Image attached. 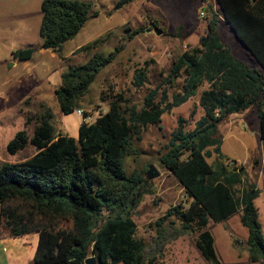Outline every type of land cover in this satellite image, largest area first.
I'll return each instance as SVG.
<instances>
[{
  "label": "trees",
  "instance_id": "16d2710c",
  "mask_svg": "<svg viewBox=\"0 0 264 264\" xmlns=\"http://www.w3.org/2000/svg\"><path fill=\"white\" fill-rule=\"evenodd\" d=\"M132 1L118 0L115 10ZM217 4L219 11L208 3L204 8L206 32L199 44L172 62L167 78L150 90L141 108L123 94L103 97L109 101L107 113L91 124L82 122L75 139L58 130L54 111L41 103L32 136L24 129L8 143L11 154L28 146L37 151L23 161L0 162V232L11 237L37 233L33 264H85L92 257L95 264H154L133 220L152 183L139 172L129 173L125 161L141 154L137 142L145 127L161 123L165 112L188 102L204 85L199 105L205 114L191 131L179 118L160 159L189 202L171 207L156 222L155 242L194 234L203 259L219 264L208 226L240 211L241 224L248 230L249 264H264V232L255 203L260 190L245 186V168L232 165L223 155L219 136V126L231 115L256 108L264 148V72L235 57L219 33L222 16L264 70V0H217ZM92 7L80 0H43L39 49L61 54L93 17ZM145 31L138 28L129 39ZM101 42L95 40L78 51H90ZM123 49L120 45L107 54L96 52L86 63L61 74L55 97L62 114L81 107L98 74ZM37 50L22 49L19 60L30 61ZM147 73V66L136 70L135 87L147 83ZM179 79L181 91L169 101L168 91ZM33 120L28 118L26 125ZM210 147L218 158L214 165L207 161Z\"/></svg>",
  "mask_w": 264,
  "mask_h": 264
},
{
  "label": "rangeland",
  "instance_id": "374dc122",
  "mask_svg": "<svg viewBox=\"0 0 264 264\" xmlns=\"http://www.w3.org/2000/svg\"><path fill=\"white\" fill-rule=\"evenodd\" d=\"M42 1L0 0V162H19L37 153L34 147L28 146L23 151L11 154L7 145L21 130L25 129L32 136L41 103L54 111L55 125L59 131L78 138L82 118L75 111L68 115L62 114L55 97V90L61 85V74L69 67L86 63L96 52L107 54L116 46L123 45L124 49L116 61L98 74L88 94L82 99L80 108L92 115V123L101 110L109 108V101H104L103 97L108 99L110 96L123 94L141 108L144 97L150 90L167 78L172 62L189 47L199 44V39L206 30V21L201 16L206 4H211L219 11L217 0H133L120 10H115L118 0H80L92 4L91 14L94 15L83 31L64 45L61 54H57L39 49ZM154 22L162 30L161 35L155 34ZM141 27L146 31L129 39V35ZM219 32L222 42L229 46L235 57L264 72L222 16ZM99 39H103V42L96 48L78 51ZM29 47L38 48L32 59L27 61L29 63L24 66V62L16 61L14 64L11 61L17 50ZM11 63L14 66H9ZM145 66L148 81L143 87L137 88L134 85L135 72ZM181 88L182 79H179L175 87L168 91L169 101ZM205 89L207 85L199 88L197 94L185 104L165 112L158 125L145 127L141 140L137 142L141 154L125 161L129 173L139 172L146 178L150 165H154L160 172L158 178L148 180L152 183L151 192L144 196L133 214V220L137 224V237L148 246L154 264H210L197 249L194 234L177 238L167 236L159 244L155 242L158 241L156 222L171 207L189 202L180 183L162 166L160 159L167 152L171 134L178 126V119L183 118L185 130L191 131L205 114L199 105L200 95ZM246 113V120L240 124L237 118L230 121L229 117L225 120L219 126V136L223 137V152L226 155L232 153L246 163L244 166L248 179L245 186L247 183H254L261 189L256 206L259 208V219L264 231V186L260 182L259 163H255V160H260L258 154L262 151L259 119L256 108L249 109ZM28 118L34 120L26 125ZM231 122L233 125L238 124V127L227 131ZM208 151L212 154L207 161L214 165L218 160L217 155L213 152V147L208 148ZM252 153H256L253 158ZM233 220L234 225L229 228L223 223L211 222L208 226L215 239L219 264H249L250 257L244 239L248 231L241 224L239 215L236 214ZM172 221L173 219L167 226ZM1 234L5 233L1 231ZM37 243V233L22 237L6 236L4 240H0L1 264H6L5 257L9 254L20 255L16 264H33Z\"/></svg>",
  "mask_w": 264,
  "mask_h": 264
},
{
  "label": "crops",
  "instance_id": "0c3cea01",
  "mask_svg": "<svg viewBox=\"0 0 264 264\" xmlns=\"http://www.w3.org/2000/svg\"><path fill=\"white\" fill-rule=\"evenodd\" d=\"M216 10V9H215ZM216 11H218V10H216ZM221 18V17H220ZM226 22V21H225ZM205 32H206V30H205ZM220 33V32H219ZM205 34V33H204ZM24 49V48H23ZM22 50V49H21ZM42 50V49H41ZM11 61H13V57H12V59H11ZM16 61H20L19 59L18 60H16ZM16 61H14V64H15V62ZM21 62H24L25 64H23L24 66L27 64V63H29V62H25V61H21ZM22 64V63H21ZM14 66V65H13ZM247 112V110L246 111H242V112H240V113H236V114H233V115H231L230 116V121L231 120H233V119H235V118H237L238 119V124H240V122H244V120H246L245 119V115L247 114L246 113ZM257 118H258V115H257ZM232 123V122H231ZM230 123V124H231ZM222 124V123H221ZM230 124H229V128H228V130L227 131H232L233 129H234V127H238V124H235V125H233V123L231 124L232 126H230ZM244 129H245V127H244ZM226 131V132H227ZM222 139V145H223V137L221 138ZM261 139V138H260ZM261 142H262V140H261ZM222 145H221V148H222ZM261 146H262V151L258 154V157H260V160H255V163H259V166H260V169H261V174H260V176H261V183L263 184L262 186H264V148H263V142H262V144H261ZM222 153H223V155L225 156V157H227L228 159H230V161L232 162L231 164L232 165H234V166H237V167H244L245 168V170H246V167L244 166L246 163H244V162H241L237 157H235V155L234 154H228V155H226L224 152H223V149H222ZM256 154V153H255ZM255 154H253L252 153V158L254 157V155ZM246 174H247V170H246ZM247 179H248V176L246 175V178H245V184H246V182H247ZM247 185H255L254 183H247ZM256 186V185H255ZM259 190H260V195H261V189L258 187V186H256ZM264 188V187H263ZM263 190V189H262ZM260 197V196H259ZM258 197V198H259ZM257 198V199H258ZM256 199V200H257ZM255 203H256V201H255ZM258 208V207H257ZM258 212H259V208H258ZM237 215H239V220H240V222H241V215H242V213L239 211L238 213H236ZM235 214V215H236ZM234 215V216H235ZM234 216H232L231 218H229L228 220H226V221H224V222H222L224 225H226L225 227L226 228H229L230 226H232V225H234L233 224V222H234ZM262 228H263V225H262ZM248 231V230H247ZM264 232V231H263ZM6 236H8L7 234H1V236H0V240L2 239V240H4L5 239V237ZM247 237H248V235H247ZM247 237H244V239L245 240H247ZM246 242V241H245ZM38 244V243H37ZM1 245V244H0ZM37 248V247H36ZM18 256V257H17ZM19 256L20 255H16V254H9V255H7L6 257H5V263L6 264H16L18 261H19ZM34 257H35V255H34ZM1 261V260H0ZM33 262H34V259H33ZM0 264H1V262H0Z\"/></svg>",
  "mask_w": 264,
  "mask_h": 264
},
{
  "label": "water",
  "instance_id": "95a60500",
  "mask_svg": "<svg viewBox=\"0 0 264 264\" xmlns=\"http://www.w3.org/2000/svg\"><path fill=\"white\" fill-rule=\"evenodd\" d=\"M154 32L157 35H161L163 33L162 30H160L158 27L154 28ZM22 52L23 51H21V49H19V50H17V52H15L13 54V61H12L13 63H14V61L18 60L21 57ZM13 63H11L9 66H13ZM159 176H160V172L157 170V168L154 165H150L149 170L146 173V179L151 181V180L158 178ZM86 262L87 263H85V264H95L96 263L95 259L93 257L87 259Z\"/></svg>",
  "mask_w": 264,
  "mask_h": 264
},
{
  "label": "built area",
  "instance_id": "2783aa9c",
  "mask_svg": "<svg viewBox=\"0 0 264 264\" xmlns=\"http://www.w3.org/2000/svg\"><path fill=\"white\" fill-rule=\"evenodd\" d=\"M204 15H205L204 12H202L201 16L204 17ZM107 111L108 110H106V109L101 110V112L98 113V117L103 116L104 114L107 113ZM75 112L77 113L78 116H80L82 118V120H83L82 122L87 123V124L92 123V115L87 114L85 112V110L79 108V109L75 110ZM0 236H1V232H0Z\"/></svg>",
  "mask_w": 264,
  "mask_h": 264
}]
</instances>
